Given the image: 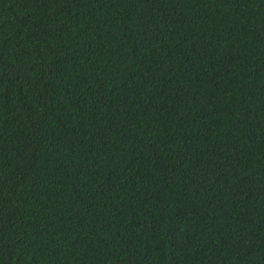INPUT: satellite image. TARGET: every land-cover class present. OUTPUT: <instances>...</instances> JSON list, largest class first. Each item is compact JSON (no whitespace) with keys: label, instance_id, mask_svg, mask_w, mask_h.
Segmentation results:
<instances>
[{"label":"trees","instance_id":"obj_1","mask_svg":"<svg viewBox=\"0 0 264 264\" xmlns=\"http://www.w3.org/2000/svg\"><path fill=\"white\" fill-rule=\"evenodd\" d=\"M0 264H264V0H0Z\"/></svg>","mask_w":264,"mask_h":264}]
</instances>
